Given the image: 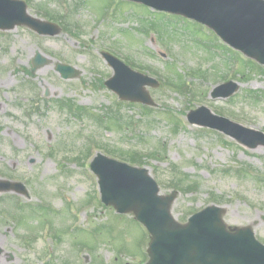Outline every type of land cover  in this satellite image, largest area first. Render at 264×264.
<instances>
[{
  "label": "rangeland",
  "instance_id": "374dc122",
  "mask_svg": "<svg viewBox=\"0 0 264 264\" xmlns=\"http://www.w3.org/2000/svg\"><path fill=\"white\" fill-rule=\"evenodd\" d=\"M24 1L28 14L58 23L60 32L0 29V179H19L29 193L0 192V264H141L145 231L132 214L94 197L95 177L82 164L92 143L146 166L162 193L178 190L176 219L215 203L227 224L250 225L264 243V146L246 148L185 118L205 105L264 131V64L243 63L232 51L217 57L207 28L122 0ZM100 50L158 79L147 87L155 107L121 101L106 88L112 71ZM36 52L50 61L31 72ZM56 61L76 67L79 77H60ZM225 80L236 83L234 95L211 97ZM20 202L50 208L36 212ZM45 223L55 239L40 232ZM78 224L88 228L73 231Z\"/></svg>",
  "mask_w": 264,
  "mask_h": 264
},
{
  "label": "water",
  "instance_id": "95a60500",
  "mask_svg": "<svg viewBox=\"0 0 264 264\" xmlns=\"http://www.w3.org/2000/svg\"><path fill=\"white\" fill-rule=\"evenodd\" d=\"M137 1L206 23L232 46L264 63V0ZM16 24H26L41 34L53 35L59 31L57 25L28 15L23 1L0 0V28H12ZM103 56L115 69V74L105 82L109 88L123 99L153 104L144 84L155 86L156 83L132 71L114 56L108 53ZM47 62L38 52L32 59L34 68ZM55 70L64 78H74L80 73L60 62L56 63ZM228 86L235 85L227 83L222 87ZM236 88L231 87L222 95H230ZM194 115L191 114V121L218 128L250 147L264 144L262 133L211 114H206L204 119ZM92 169L100 179L103 202L113 205L119 213L133 212L151 233L146 264H264V245L255 239L249 226L227 230L222 221L223 208L207 206L181 224L170 210L176 192L158 194L159 188L147 169L132 167L102 154L94 159ZM9 189L27 195L22 184L0 181V190Z\"/></svg>",
  "mask_w": 264,
  "mask_h": 264
}]
</instances>
